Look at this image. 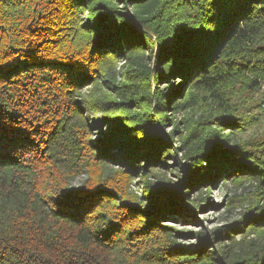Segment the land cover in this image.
Instances as JSON below:
<instances>
[{"label": "trees", "instance_id": "obj_1", "mask_svg": "<svg viewBox=\"0 0 264 264\" xmlns=\"http://www.w3.org/2000/svg\"><path fill=\"white\" fill-rule=\"evenodd\" d=\"M261 85L264 0H0V264H264L263 237L230 256L210 240L234 226L164 225L231 179L263 235L264 135L226 149ZM169 158L186 175L163 193Z\"/></svg>", "mask_w": 264, "mask_h": 264}, {"label": "rangeland", "instance_id": "obj_2", "mask_svg": "<svg viewBox=\"0 0 264 264\" xmlns=\"http://www.w3.org/2000/svg\"><path fill=\"white\" fill-rule=\"evenodd\" d=\"M118 70V69H117ZM90 89H84L81 93L83 97H88ZM262 98L263 95L260 93V90L255 92L252 95V98L246 97L243 99L245 102L243 104L242 101V113H245V116L248 120H250V124L246 125L244 128L239 129L237 131H230L231 133V140L230 145L226 149H231L237 143H247L248 141H252L253 139L261 138L264 135V112L261 109L262 106ZM86 103V102H83ZM84 105V104H83ZM90 113V119L93 121H101L103 119L100 113ZM177 118L180 116L177 115ZM169 128L166 129V132H169ZM104 132V126L96 127L95 131L92 134L93 139L100 138L101 134ZM176 147L174 144L173 147L177 148V155L176 158L179 156V145L177 141H175ZM180 160V165L177 167L173 158H169L166 162L167 165H172L175 171L170 170L168 168H163V172L154 171L153 174L149 175L148 183L150 187L160 188L162 189L161 192L168 193V192H175L177 185L181 178L186 175L185 168L182 166L183 161ZM81 179H78L73 186L78 187L81 183ZM142 188V185L139 184V180H135L133 182L132 189L134 191L139 192ZM253 187L247 183L243 184V186L234 184L231 179L228 181L218 180L214 186H209L207 189L203 188L202 190V199L207 201L212 207L204 208L203 206L206 205L205 203L200 204L201 208L198 209L197 213L194 214L192 219L185 218V215H189L183 206V202L177 199L176 203L178 207H180V213L182 216H175L172 222H167L164 220V225L168 226L172 229H175L179 232L184 233H197V232H204L208 236L211 232H214L217 229H224V232L229 231L233 226L238 230L235 234L231 235L232 240L226 239L224 242H221L220 239L217 241L210 240V250L216 252L217 254H221V251L224 253L230 254V256L238 254L240 250L249 248L251 244H256L264 238V231L261 237H258L256 234H247L245 233V224L241 223L244 212L247 207V200H251V193ZM199 190L196 192H190L189 197L191 199H198L199 201ZM166 200H164L165 202ZM174 203L173 200L170 201ZM230 204V206H228ZM241 223L239 226L237 224ZM240 230V231H239ZM243 230V232H241ZM178 243L189 245L195 244V240L191 237L187 240H184L181 237L177 239ZM217 243H220L217 245ZM220 256V255H219ZM224 263H227L226 259L223 256H220Z\"/></svg>", "mask_w": 264, "mask_h": 264}, {"label": "built area", "instance_id": "obj_3", "mask_svg": "<svg viewBox=\"0 0 264 264\" xmlns=\"http://www.w3.org/2000/svg\"><path fill=\"white\" fill-rule=\"evenodd\" d=\"M260 93L263 95L261 109L264 112V85H261V87H260Z\"/></svg>", "mask_w": 264, "mask_h": 264}]
</instances>
